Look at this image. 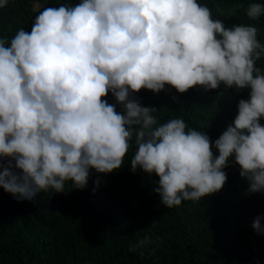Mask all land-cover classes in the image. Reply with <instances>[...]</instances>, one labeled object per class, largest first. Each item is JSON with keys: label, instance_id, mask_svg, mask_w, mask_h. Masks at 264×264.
I'll return each mask as SVG.
<instances>
[{"label": "clouds", "instance_id": "9594fccd", "mask_svg": "<svg viewBox=\"0 0 264 264\" xmlns=\"http://www.w3.org/2000/svg\"><path fill=\"white\" fill-rule=\"evenodd\" d=\"M237 20L225 27L198 0H81L46 7L30 32L0 39V187L28 201L69 181L84 189L90 170H119L134 139L131 170L159 177L153 191L166 208L221 191L233 156L249 193L264 192V0ZM222 84L250 99L215 140L218 156L205 132L182 118L161 123L132 98ZM262 220L251 225L258 235Z\"/></svg>", "mask_w": 264, "mask_h": 264}, {"label": "trees", "instance_id": "16d2710c", "mask_svg": "<svg viewBox=\"0 0 264 264\" xmlns=\"http://www.w3.org/2000/svg\"><path fill=\"white\" fill-rule=\"evenodd\" d=\"M253 1L198 3L230 28L242 24L237 19L246 15ZM80 2L8 0L0 8V39L10 42L18 30L30 32L46 7ZM40 3L45 7L37 11ZM256 67L264 72V57L256 61ZM132 98L141 106L155 108L153 115L161 123L182 118L189 128L205 132L218 156L214 142L233 123L239 101L250 99V89L222 84L214 90L196 86L179 93L166 85L158 94L142 89ZM104 99L123 111L111 92ZM260 123L264 125V118ZM135 148L133 139L119 170L109 174L90 170L84 189L74 188L69 181L64 192L49 189L28 201L0 187V264H264V234L258 235L251 226L257 216H264V192L249 193L250 182L240 176L234 156L224 169L228 179L221 191L166 208L153 191L159 177L131 170ZM145 237L148 242L141 246Z\"/></svg>", "mask_w": 264, "mask_h": 264}, {"label": "rangeland", "instance_id": "374dc122", "mask_svg": "<svg viewBox=\"0 0 264 264\" xmlns=\"http://www.w3.org/2000/svg\"><path fill=\"white\" fill-rule=\"evenodd\" d=\"M45 7V5L44 4H37L36 6H35V8H36V10L37 11H40L41 9H43Z\"/></svg>", "mask_w": 264, "mask_h": 264}]
</instances>
